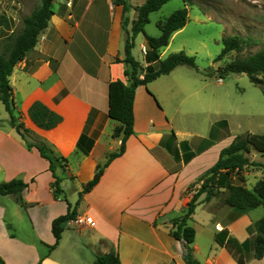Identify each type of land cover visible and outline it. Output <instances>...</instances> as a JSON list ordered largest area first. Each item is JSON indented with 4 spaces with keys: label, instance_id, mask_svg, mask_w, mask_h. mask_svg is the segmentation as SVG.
I'll use <instances>...</instances> for the list:
<instances>
[{
    "label": "crops",
    "instance_id": "obj_1",
    "mask_svg": "<svg viewBox=\"0 0 264 264\" xmlns=\"http://www.w3.org/2000/svg\"><path fill=\"white\" fill-rule=\"evenodd\" d=\"M138 6L132 15L130 10L126 13L128 24L137 19ZM53 11L38 44L15 66L10 83L17 123L69 158L62 186L65 195L69 187L75 189L71 204L76 205L79 192L99 165L122 144V137L113 136L119 122L109 117L108 109L109 83L116 79L128 83L124 7L112 0H54ZM17 27L15 21L0 24V35L4 38ZM144 43L142 47L148 49ZM147 53L143 65H156L148 61ZM180 66L147 87H137L134 134L124 154L109 164L78 206V215H90L93 225L64 224L85 236L90 245L102 240L114 243L121 264H187L183 242L170 233L171 220L183 213L206 171L235 138L220 110L214 112L216 119L208 117L205 124L187 119L193 111L208 113L204 110L211 111L212 104L201 100L198 89L189 90V80L171 77ZM36 100L62 116L56 127L46 130L32 121L29 108ZM0 102V182L21 179L29 184L23 192L26 207L14 194H0V257L6 264H68L55 250L43 256L32 252L37 233L46 228L38 236L47 237L53 220L65 214L68 205L53 199L49 161L37 148H28ZM84 134L92 141L88 154L79 147ZM223 191L209 201H204L206 193L201 194L189 222L196 230L195 259L200 264H264V257L253 258L252 246L253 225L264 216V209L228 206ZM19 231H26L28 238ZM62 242L63 238L59 245Z\"/></svg>",
    "mask_w": 264,
    "mask_h": 264
},
{
    "label": "trees",
    "instance_id": "obj_2",
    "mask_svg": "<svg viewBox=\"0 0 264 264\" xmlns=\"http://www.w3.org/2000/svg\"><path fill=\"white\" fill-rule=\"evenodd\" d=\"M112 1L115 5H123V27L127 30L128 17L126 13L131 6L130 0ZM168 1L170 0H145L136 8L137 19L133 22L132 34L129 33L125 43L126 57L124 61L129 65V68L125 70V77L128 83L123 79H116L109 83L108 115L119 122L113 131V136L114 138L122 137V144L117 151L108 156L104 164L99 165L94 178L79 192L76 205L73 207L68 202L67 213L53 220L52 232L56 242L52 248L59 245L65 229L64 224L77 217V207L83 196L99 183L109 164L124 154L126 142L134 134V99L137 87L140 85L147 87L149 82L161 75L170 73L179 65L197 67L195 57L184 51L173 52L167 57L161 58V51L169 45L173 34L187 24L188 6L194 0H183L184 6L182 8L174 11L168 18L157 22V27L161 31L160 35L150 36L145 32V26L150 22V14L160 10ZM53 4L54 0H42L41 7L23 19V26L19 31H14L4 37V53H0V101L4 103L10 114L12 124L17 128L28 148H37L41 155L49 161L50 171L54 177L52 189L55 196L64 195L66 197L62 182L65 179L64 172L69 166V158L58 153L44 139L32 135L22 123H17V104L10 83V76L15 66L24 59L28 51L35 48L41 33L48 27L54 13ZM5 22L4 16L0 15V24ZM140 32L145 34L150 47L147 53L148 61L156 62V65L150 63L144 66L131 53L134 36ZM222 41L223 48L215 58V62L224 59L231 52H243L246 45L250 44L253 39L241 35H226ZM231 72L247 74L251 82L260 86L264 93V46L247 55L237 56L218 69L220 78ZM29 116L38 127L46 130L56 127L62 121V116L59 113L50 109L40 100L32 103L29 108ZM91 146L92 141L84 134L79 141L80 150L84 154H88ZM254 151L264 157V133L247 132L245 135L235 136L233 141L221 150L218 161L206 171L200 188L193 194L183 213L171 220L173 226L170 233L175 239L183 242L184 260L187 264H200L193 255L196 230L189 222L200 203L201 194L206 193L204 201H209L224 189L223 199L228 206L239 209L264 208V178L260 179L253 189L244 183L235 182L236 177L243 180L241 173L245 167L255 164L250 158V154ZM28 186L29 184L21 179L0 182V194H14L19 203L26 207L27 202L23 197V192ZM253 229L255 232L252 238L253 258L262 259L264 257V216L254 223ZM105 242L104 240L101 241V243ZM0 264H6L2 257H0ZM39 264L42 262L40 261ZM93 264H121L118 250H110L106 253L98 251L95 253Z\"/></svg>",
    "mask_w": 264,
    "mask_h": 264
},
{
    "label": "rangeland",
    "instance_id": "obj_3",
    "mask_svg": "<svg viewBox=\"0 0 264 264\" xmlns=\"http://www.w3.org/2000/svg\"><path fill=\"white\" fill-rule=\"evenodd\" d=\"M143 2L144 0H130L132 3L129 9L130 15H132L135 6H140ZM41 5L42 0H0V15L4 16L5 23H12V21L18 23V27L15 28L16 32L22 28L23 19L38 10ZM183 6V0L168 1L160 10L150 14V22L146 24L145 32L150 36L160 35L161 31L157 27V22L168 18ZM188 9L187 24L172 37L163 57L179 51H184L195 57L196 68L180 66L171 77L177 80H189L187 86L189 90L198 89L201 100H204L206 104H212V109L211 111L204 110L209 114L202 113L203 110L193 111L187 119L198 124H205L208 117L210 120L216 119L214 112L220 110L223 113L222 119L228 120L235 136L245 135L247 132L263 134L264 93L261 87L252 83L245 73L231 72L225 75L222 78L223 81L220 82L218 69L237 56L247 55L264 46V0H194ZM129 33L132 34L131 22L127 24L126 38ZM226 35L251 37L253 41L246 45L243 52H231L224 59L215 62V58L222 51V40ZM145 40L143 32L136 34L133 39L134 45L131 48L132 55L141 64L144 62L145 54L142 52V43ZM3 41V34H1L0 53H4ZM144 44L149 51V44L146 42ZM250 158L255 164L245 167L241 173L243 180L236 177L235 182L244 183L253 189L257 182L264 178V157L254 151L250 154ZM50 187L52 188V183ZM66 192V197L64 195L55 196L53 192V199L59 202L63 200L67 205L68 202L72 203L75 189L69 187ZM261 209L264 208L261 207ZM58 211L59 206L54 207V213ZM71 223V226L75 225L73 222ZM74 229L69 226L65 228L62 234V244L52 248L56 242V239H53L55 238L53 232H51V236L50 231H47V237L42 240L38 236V233L44 235L46 232V228H43L32 240L34 246L32 252L43 256L55 250L56 256L69 260L68 264H90L86 261L94 260L95 253L98 251H102L104 248L117 250L114 243L99 241L97 245H90L88 239L85 236H80ZM19 234L28 238L26 231H19Z\"/></svg>",
    "mask_w": 264,
    "mask_h": 264
},
{
    "label": "built area",
    "instance_id": "obj_4",
    "mask_svg": "<svg viewBox=\"0 0 264 264\" xmlns=\"http://www.w3.org/2000/svg\"><path fill=\"white\" fill-rule=\"evenodd\" d=\"M142 52L144 54L147 53V49L142 47ZM76 226H92L94 223V219L88 214L78 215L75 219L70 220Z\"/></svg>",
    "mask_w": 264,
    "mask_h": 264
}]
</instances>
